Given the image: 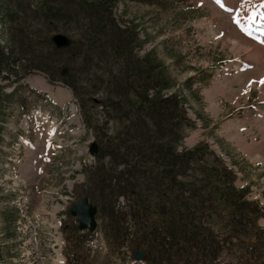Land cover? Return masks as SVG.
<instances>
[{"label":"rangeland","instance_id":"374dc122","mask_svg":"<svg viewBox=\"0 0 264 264\" xmlns=\"http://www.w3.org/2000/svg\"><path fill=\"white\" fill-rule=\"evenodd\" d=\"M72 1L52 12L49 22L41 0H0V44L15 49L14 35L23 29L32 36L37 52L45 45L44 35L66 34L74 41L70 50L46 56L66 68L64 75L76 86L40 69L18 83L11 82L13 78L0 81L6 93L16 87L0 131V264H148L134 260L140 246L131 243L137 237L133 229L125 241L107 230L108 222L118 220L113 214L98 211L97 229L84 234L70 215L71 204L89 183L85 169L97 162L89 153L90 142L106 150L108 141L126 138L131 122L129 107L120 101L109 113L95 101L110 95L108 71L120 68L119 59L112 51L104 56L102 49L90 47L88 15L78 9L79 0ZM222 2L240 9L239 18L246 23L245 16L260 0L242 8V0ZM234 15L215 0H117L113 6V16L122 26L135 24L134 51L143 55L154 49L175 83L172 91L179 88L188 98L190 123L183 127L179 149L201 145L204 152L202 161L193 162L189 179L206 183L209 177L202 174L203 167L228 165L235 173L232 184L247 187L248 199L262 207L247 237L234 239L213 264H264V84L259 83L264 79V43H260L264 36L257 25L251 26V36L246 35L233 22ZM39 90L52 100L40 97ZM59 90L65 98L61 102L52 94ZM84 113L103 124L101 138L86 125ZM61 125L65 128L59 134ZM100 164L106 167L104 173L114 175L124 168L115 167L110 158ZM221 181H226L225 175L214 177L212 184ZM148 199L151 208L153 199ZM125 211L128 208L119 212ZM201 211L205 212L196 217L206 218L217 234L227 233L224 216L209 207Z\"/></svg>","mask_w":264,"mask_h":264},{"label":"trees","instance_id":"16d2710c","mask_svg":"<svg viewBox=\"0 0 264 264\" xmlns=\"http://www.w3.org/2000/svg\"><path fill=\"white\" fill-rule=\"evenodd\" d=\"M116 1L79 0L78 9L88 15L89 35L86 36L90 47L102 49L104 56L112 51L120 64V68L108 71L110 80L106 88L110 95L95 101L104 113H109L115 101H120L124 107H129L131 120L126 138L122 142L108 141V148L99 150L97 162L89 165V170L85 169L89 183L83 194L97 205L99 212L103 210L118 219L113 225L110 222L106 225L116 239L133 235L131 231L134 230L137 237L131 243L144 249L146 263L213 264L223 248L234 244V239L247 237L248 228L255 226L262 215V207L257 201L248 199L247 187L238 188L232 184L235 173L228 165L203 167L202 174L206 172L209 177L206 183L189 179L193 177V162L202 161L204 152L201 145L179 149L184 137L183 127L190 123L185 107L188 98L179 88L172 91L175 83L154 49L143 55L134 51L135 24L122 26L115 19L113 6ZM72 2L41 0V10L50 22L52 12ZM9 17L15 20L14 15ZM24 32L21 29L14 35L15 49L6 50L0 44V81L13 78L11 82L18 83L29 72L40 69L76 89L71 77L63 75V69L54 63V58L46 56L60 54L74 41L71 39L66 48H57L51 35H44L45 45L39 46L41 50L36 52L35 41ZM104 76H100V80H104ZM185 86L190 88L187 83ZM15 92L16 87L11 93L4 92L0 83V131ZM20 102L25 103V100L21 97ZM84 118L86 125L101 138L103 124L100 125L96 118L90 119L86 113ZM107 137L105 133L104 138ZM106 158L115 162V167L122 164L124 168L117 175L104 173L106 167L100 162ZM219 175H225L226 181L213 185L214 177ZM149 197L153 199L151 208L147 206ZM107 201L113 203L109 205ZM124 207L128 211L119 212ZM207 207L224 216L227 233L217 234L208 227L206 218L196 217ZM77 230L81 234L86 232ZM255 238L257 241L260 237Z\"/></svg>","mask_w":264,"mask_h":264},{"label":"water","instance_id":"95a60500","mask_svg":"<svg viewBox=\"0 0 264 264\" xmlns=\"http://www.w3.org/2000/svg\"><path fill=\"white\" fill-rule=\"evenodd\" d=\"M52 41L57 48H66L71 44V39L66 34L56 33L52 37ZM65 69L63 74H65ZM90 153L93 156H97L99 153V144L96 141H92L90 145ZM72 216H76L79 229H89L94 231L97 227L96 215L98 208L92 204L88 197H84L77 202L73 203L70 207ZM145 258V253L140 248H137L134 253L135 261H142Z\"/></svg>","mask_w":264,"mask_h":264},{"label":"snow or ice","instance_id":"6c2138e0","mask_svg":"<svg viewBox=\"0 0 264 264\" xmlns=\"http://www.w3.org/2000/svg\"><path fill=\"white\" fill-rule=\"evenodd\" d=\"M215 2L222 8H224L225 11L228 12H233L235 11L237 13V15L233 16V22L237 24V26L240 28L241 31L245 32L246 35L251 36L252 32H251V26L252 25H257L258 30L260 32V34L262 36H264V0H260V3L257 4L254 8H253V12L249 13L245 16V22H242L239 18V11L240 9H233L230 7H226L225 3L222 2V0H215ZM251 0H242L241 3V8L245 5V4H250ZM260 9L259 11H257L256 9ZM255 38V37H253ZM260 43H264V39L260 40ZM259 83L264 84V79H261L259 81Z\"/></svg>","mask_w":264,"mask_h":264},{"label":"crops","instance_id":"0c3cea01","mask_svg":"<svg viewBox=\"0 0 264 264\" xmlns=\"http://www.w3.org/2000/svg\"><path fill=\"white\" fill-rule=\"evenodd\" d=\"M62 91H63V90H59V91H58L57 93H55V94L52 93V94H53V97H54V95H56V96H58V97L60 96L61 98H60V97H59V98H60L61 100H64L65 98H63V94H62L63 92H62ZM60 94H61V95H60ZM64 95H65V94H64ZM54 98H55V97H54Z\"/></svg>","mask_w":264,"mask_h":264},{"label":"bare ground","instance_id":"6f19581e","mask_svg":"<svg viewBox=\"0 0 264 264\" xmlns=\"http://www.w3.org/2000/svg\"><path fill=\"white\" fill-rule=\"evenodd\" d=\"M54 97H55V95H54ZM58 101H60V102H61L62 100H60V98H59V100H58ZM96 219H97V215H96ZM50 225H51V224H50Z\"/></svg>","mask_w":264,"mask_h":264}]
</instances>
